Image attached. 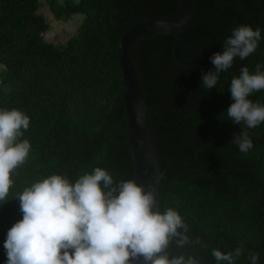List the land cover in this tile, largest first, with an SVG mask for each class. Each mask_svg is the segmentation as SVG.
I'll list each match as a JSON object with an SVG mask.
<instances>
[{"label": "trees", "instance_id": "16d2710c", "mask_svg": "<svg viewBox=\"0 0 264 264\" xmlns=\"http://www.w3.org/2000/svg\"><path fill=\"white\" fill-rule=\"evenodd\" d=\"M47 1L57 19L84 15L78 32L62 46L44 36L51 24L39 11L40 0H0L5 67L0 108L30 117L21 139L32 145L27 162L12 176L8 201L0 204V264L7 260V232L23 215L17 192L51 174L74 183L97 166L117 183L135 179L118 45L125 32L147 19L174 20L181 5V0ZM240 25L261 30L256 51L235 58L217 86L206 90L201 78L213 68L210 57ZM175 49L173 34L141 39L130 49L165 172L160 211L176 208L190 238L202 241L184 249L173 243L169 251L216 264L213 248L227 252L243 246L236 264H250L248 251L258 252V264H264V123L246 129L254 147L241 153L231 141L244 125L223 113L233 103L231 79L244 66L254 72L256 64H264V0H194L177 47L179 61ZM250 99L264 104V90Z\"/></svg>", "mask_w": 264, "mask_h": 264}, {"label": "clouds", "instance_id": "9594fccd", "mask_svg": "<svg viewBox=\"0 0 264 264\" xmlns=\"http://www.w3.org/2000/svg\"><path fill=\"white\" fill-rule=\"evenodd\" d=\"M261 40V30L240 25L223 41V50L210 57L213 68L202 74L201 85L210 90L218 84L234 59L253 54ZM247 66L233 77L228 91L233 103L223 113L236 125L231 144L248 153L253 140L246 129L264 123V104L250 96L264 90V64ZM222 114V113H221ZM219 118L221 121L225 120ZM30 127V117L17 108H0V204L8 201L16 170L28 160L32 145L21 139ZM22 219L7 232L4 242L6 264H200L195 255L177 249L202 244L188 235L190 228L176 208L160 211L152 189L135 179L115 182L110 172L95 167L75 182L62 174H51L16 193ZM207 247V245H203ZM245 254L243 246L234 251L211 250L216 264H236ZM250 264H258L259 253L248 251Z\"/></svg>", "mask_w": 264, "mask_h": 264}, {"label": "water", "instance_id": "95a60500", "mask_svg": "<svg viewBox=\"0 0 264 264\" xmlns=\"http://www.w3.org/2000/svg\"><path fill=\"white\" fill-rule=\"evenodd\" d=\"M194 0H181L178 17L171 21L147 19L130 28L121 37L118 45V57L124 76V100L128 125V140L132 153L135 180L152 189L156 196V207L160 210V187L165 174L161 169L153 132L148 118V106L142 85L133 63L130 49L132 45L144 38L173 34L177 47L184 27L189 21ZM134 264H144L143 258Z\"/></svg>", "mask_w": 264, "mask_h": 264}, {"label": "rangeland", "instance_id": "374dc122", "mask_svg": "<svg viewBox=\"0 0 264 264\" xmlns=\"http://www.w3.org/2000/svg\"><path fill=\"white\" fill-rule=\"evenodd\" d=\"M59 1L64 3V0ZM39 11L48 18V21L51 24L50 29L44 34V36L48 41L53 42L56 46H62L66 44L68 38L78 32V28L84 19L83 14H75L68 20L65 18L57 19L50 11L47 0H40ZM4 69V65L0 63V81Z\"/></svg>", "mask_w": 264, "mask_h": 264}]
</instances>
